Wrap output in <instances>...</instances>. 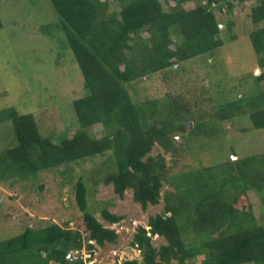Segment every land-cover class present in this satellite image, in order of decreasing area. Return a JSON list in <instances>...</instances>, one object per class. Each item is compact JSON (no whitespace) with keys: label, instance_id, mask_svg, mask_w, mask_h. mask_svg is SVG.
I'll return each mask as SVG.
<instances>
[{"label":"trees","instance_id":"obj_1","mask_svg":"<svg viewBox=\"0 0 264 264\" xmlns=\"http://www.w3.org/2000/svg\"><path fill=\"white\" fill-rule=\"evenodd\" d=\"M51 2L69 62L61 87L47 82L57 90L82 81L81 95L70 100L74 121H61L56 132L51 116L40 121L1 103L0 122L10 123L14 142L0 148V182L54 171L80 212L0 238V264H86L84 248L91 258L95 244L116 243L117 230L95 212L109 224L124 215L110 210L112 200L96 198L101 184L121 198L132 189L144 210L164 199L132 240L142 259L121 264H264V222L253 207L237 205L250 191L264 204V151L238 155L232 147V155L195 163L237 130V119L264 128V0ZM249 3L250 29L241 38L233 14ZM4 27L0 15V33ZM254 65L262 72L241 93L237 76ZM156 145L163 151L153 154ZM157 237L165 242L155 246Z\"/></svg>","mask_w":264,"mask_h":264},{"label":"rangeland","instance_id":"obj_2","mask_svg":"<svg viewBox=\"0 0 264 264\" xmlns=\"http://www.w3.org/2000/svg\"><path fill=\"white\" fill-rule=\"evenodd\" d=\"M242 6L244 8H241ZM249 6H251L250 3L248 6L240 5L234 10L233 16L241 38H245L250 29L249 21L244 14V11L249 10ZM0 15L5 25L0 33V91L7 90V94L0 97V104L13 103L10 105L33 112L40 121L46 122L51 116V126L59 132L58 124L61 121H74L70 100L81 95L83 83L81 80L75 83L73 81L69 88L66 86L56 90L47 82L52 80L55 85L61 87L66 77V74L61 72V66L65 65L63 61L67 64L69 62L61 47L63 44L61 38L64 34L61 32L60 35L54 26L58 15L51 0H0ZM44 25H48V28ZM238 44L243 50L244 46L241 41ZM56 61L58 65L55 64ZM78 70L80 72L79 68ZM200 71L197 73L199 75L197 80H201L205 75L202 69ZM254 71L260 74L262 69L260 67L255 69L254 65L251 70L245 71V74L241 73L242 77L237 76L236 80L239 84L237 89L241 93L242 86H250L251 89L254 86L251 78ZM71 75V72L67 73V76ZM157 86L156 81L150 85L152 90ZM163 90L164 88H161L160 91ZM57 96L58 102L55 100ZM43 99L46 100L45 103L41 102ZM59 117L64 119H59ZM236 121L237 130L231 127L232 131L229 130V132L232 133H227L223 141L218 140L213 143L206 155L195 160L197 165L202 166L215 162L218 158H223L225 154L232 155V147H235L238 155H241L243 150L264 151V128L254 129L248 117ZM13 142V128L10 123L0 122V148ZM160 151H163L161 146L156 145L152 153ZM209 154L211 155L208 157ZM165 156L170 162L171 155L166 154ZM54 174V171L43 172L36 180L30 178L14 184L7 181L0 182V238L18 234L28 225L44 226L50 221L63 224L73 214L80 212L77 204L69 199L68 186L58 187L61 178L58 174ZM43 182L45 187H39ZM96 198L112 200L114 205L110 206V210L123 214L124 218L118 223L109 224L101 217L100 211L96 210V216L100 221L108 227L115 228L119 237L116 243H106L105 246L95 244L97 253L91 258L85 248L87 264H115L116 262L121 264L128 259L141 260V250L132 245V240L138 225L147 226L150 215L163 210L164 199L159 204L150 205L144 210L140 203L135 202L132 189L126 190L125 196L121 198L114 191L113 185L105 184L100 185ZM237 205L244 208L253 207L259 220L264 222V204L261 196L256 192L250 191L248 195L242 196ZM164 242L163 237L153 240L155 246ZM198 261L200 262L199 259ZM50 264L58 263L51 261Z\"/></svg>","mask_w":264,"mask_h":264},{"label":"clouds","instance_id":"obj_3","mask_svg":"<svg viewBox=\"0 0 264 264\" xmlns=\"http://www.w3.org/2000/svg\"><path fill=\"white\" fill-rule=\"evenodd\" d=\"M190 126L192 127V123H190ZM76 252H77V253H76ZM76 252H75L76 254H79L80 251H76ZM83 253H86V252H85V248L83 249ZM86 254H87V253H86ZM86 254H85V255H86ZM71 255H72V254H70V256H71ZM76 258H77V257H76ZM85 259H86V264H87V258H85Z\"/></svg>","mask_w":264,"mask_h":264}]
</instances>
